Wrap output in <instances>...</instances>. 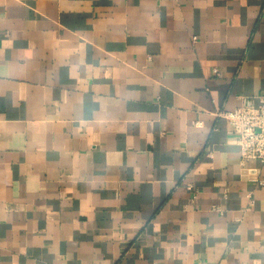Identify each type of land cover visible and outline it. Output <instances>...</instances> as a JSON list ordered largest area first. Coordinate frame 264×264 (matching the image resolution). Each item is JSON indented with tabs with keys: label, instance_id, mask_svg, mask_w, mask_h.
Segmentation results:
<instances>
[{
	"label": "crops",
	"instance_id": "0c3cea01",
	"mask_svg": "<svg viewBox=\"0 0 264 264\" xmlns=\"http://www.w3.org/2000/svg\"><path fill=\"white\" fill-rule=\"evenodd\" d=\"M263 91L264 0H0V264H264Z\"/></svg>",
	"mask_w": 264,
	"mask_h": 264
},
{
	"label": "built area",
	"instance_id": "2783aa9c",
	"mask_svg": "<svg viewBox=\"0 0 264 264\" xmlns=\"http://www.w3.org/2000/svg\"><path fill=\"white\" fill-rule=\"evenodd\" d=\"M215 71L219 72L217 68ZM218 115L224 117L237 133L242 163L251 158L264 161V91L255 95H243L238 106L231 110L222 109ZM260 182L264 183V179ZM190 187L193 188L191 185ZM228 192L227 187L224 190L225 197ZM196 196L197 191L194 192L193 198ZM212 208L220 212L224 210L220 204L213 205Z\"/></svg>",
	"mask_w": 264,
	"mask_h": 264
}]
</instances>
